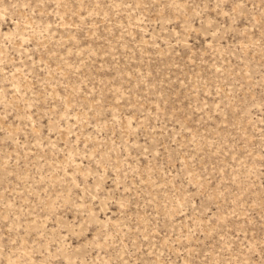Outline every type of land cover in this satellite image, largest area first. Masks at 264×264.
<instances>
[{"label":"rangeland","instance_id":"1","mask_svg":"<svg viewBox=\"0 0 264 264\" xmlns=\"http://www.w3.org/2000/svg\"><path fill=\"white\" fill-rule=\"evenodd\" d=\"M0 264H264V0H0Z\"/></svg>","mask_w":264,"mask_h":264}]
</instances>
